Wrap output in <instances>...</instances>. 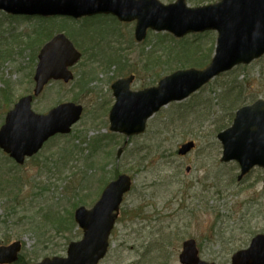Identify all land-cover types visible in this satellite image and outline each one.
Here are the masks:
<instances>
[{
	"label": "rangeland",
	"instance_id": "obj_1",
	"mask_svg": "<svg viewBox=\"0 0 264 264\" xmlns=\"http://www.w3.org/2000/svg\"><path fill=\"white\" fill-rule=\"evenodd\" d=\"M217 1L187 0L190 6ZM3 13L0 11V125L20 97L33 93L37 42L43 38L41 30L34 36L39 18ZM70 21L65 22L68 35L84 53L74 68L75 79L64 85L50 83L34 100L33 109L46 113L60 102L77 98L84 114L70 137L51 140L22 167L0 152L1 172L8 168L19 180L7 184V190L23 188L16 200L3 197L0 190V242L6 236L7 243L23 242V261L15 264L65 255L70 242L83 236L68 215L78 195L88 200L84 205L90 208L107 179L126 173L134 183L121 205L111 249L100 264H181L182 243L190 238L197 240L204 260L229 264L236 251L249 247L254 236L264 233V170L256 168L239 180V164L221 161L217 134L231 125L237 107L264 99V57L215 78L190 98L168 105L149 120L144 134L127 140L110 131L109 111L115 102L112 83L134 73L133 89H143L178 68L191 67L188 61L164 57L163 50L183 49L181 43L190 44L201 65L208 64L217 32L184 39L150 32L138 43L134 22L122 24L110 17ZM44 24L49 28L51 23ZM154 56L161 59L156 65ZM181 56L190 59L192 52L185 49ZM4 89L10 91L7 99ZM222 124L225 126L218 129ZM190 140L196 142L195 149L179 155L181 145ZM120 148L123 152L118 156ZM44 186L48 188L41 193L38 187ZM50 210L55 213L53 220L47 217Z\"/></svg>",
	"mask_w": 264,
	"mask_h": 264
},
{
	"label": "water",
	"instance_id": "obj_2",
	"mask_svg": "<svg viewBox=\"0 0 264 264\" xmlns=\"http://www.w3.org/2000/svg\"><path fill=\"white\" fill-rule=\"evenodd\" d=\"M0 9L12 14L74 18L111 13L122 21H137L138 41L146 38L148 29L168 31L177 37L217 30L216 53L206 68L178 70L164 77L158 86L140 91L130 90L134 76L119 79L112 85L116 102L110 111V129L128 136L143 133L148 118L163 105L188 97L221 72L237 64L250 63L264 54V0H221L197 7L189 6L186 0L170 4L160 0H0ZM80 56L64 34L46 43L38 56L35 95L51 79L68 82L73 78L69 68ZM32 100V96L21 98L8 112L0 129V147L18 163L38 152L56 133H69L83 110L81 105L65 103L47 114H38L32 109ZM218 138L223 144L222 161L239 162V179L257 165L264 167V99L240 108L232 126L220 132ZM193 147L192 141L183 144L179 153L184 155ZM131 182L130 176L122 174L106 186L93 208L79 207L75 218L85 232L83 239L70 244L66 257H47L36 264H98L107 253L111 230ZM21 246V241L1 245L0 264L15 262ZM180 261L217 264L199 257L194 239L184 242ZM231 264H264V234L254 237L248 248L236 252Z\"/></svg>",
	"mask_w": 264,
	"mask_h": 264
},
{
	"label": "trees",
	"instance_id": "obj_3",
	"mask_svg": "<svg viewBox=\"0 0 264 264\" xmlns=\"http://www.w3.org/2000/svg\"><path fill=\"white\" fill-rule=\"evenodd\" d=\"M196 2H199V1H196ZM47 20H49V21H51L52 19H47ZM52 22H54V21H51V22H48V24H50V23H52ZM43 23H46V21H44ZM52 27H49L48 28V25H45V24H41V25H39L36 29H35V35H37L38 34V32H39V30H41L42 32H43V38H41L37 43V45L39 46V48H40V45H42L45 41H47V40H49L54 34H56V32H58V31H64V30H66V31H68V26H67V24H63V23H61V24H50ZM34 35V36H35ZM165 35H169V34H165ZM170 36V35H169ZM173 38V37H172ZM174 40V39H173ZM29 42L31 43V40H29ZM161 47H162V49H163V46L161 45ZM184 47H186V46H184ZM183 51H185V49H183ZM183 51H177V48L176 47H173L172 49H171V51H169V50H163V53H164V56H168V57H171V56H173V57H177V59L179 60V61H181V62H185V61H188L187 63H191L192 65H195V66H203V65H201L202 64V60L201 59H199L198 57H196V55L195 54H193L192 56H191V58L190 59H185V58H183L182 56H181V54H182V52ZM160 58V57H159ZM157 56H154L153 58H152V62H153V64L154 65H156V64H158L159 63V61L161 60V59H159ZM151 60V58H148V62ZM148 67L149 66H147V69H148ZM4 91V93H5V98L7 99V95L10 93V91L7 89H4L3 90ZM9 91V92H8ZM240 97V96H239ZM12 100V99H11ZM74 100H77V98H74ZM225 125L224 124H222L221 126H219V128L218 129H222L223 127H224ZM227 126V125H226ZM225 126V127H226ZM224 127V128H225ZM96 161V160H95ZM95 161H93L92 162V166H94V164H95ZM98 161V163H99V160H97ZM100 164V163H99ZM100 168H102V169H104V167L103 166H100ZM14 176H11V173L10 174H1V176H0V190H1V192H2V196L3 197H12V200H16L20 195H22V192H23V188H21V186H19L18 188H16L15 189V192H10V191H8L7 190V184H10V183H12V181H16V182H19V180L17 179V177H16V175H15V173H12ZM107 183V182H106ZM105 182H104V184H106ZM103 184V185H104ZM102 185V186H103ZM5 188V189H4ZM39 189H40V192L41 193H44L45 191V186L44 187H38ZM102 188V187H101ZM14 190V189H13ZM78 195V194H77ZM79 199V200H78ZM78 201L77 202H75L74 203V207H77L78 205H80V204H87V201L88 200H86L85 198H79V195H78ZM13 209H17V207L18 206H16V205H12L11 206ZM50 212V214H48L47 215V217L48 218H50L51 220H53V219H55V213L52 211V210H50L49 211ZM48 212V213H49ZM24 213V215L27 217V218H30L31 219V217L29 216V212L28 211H24L23 212ZM68 215H72V213L70 212V211H68ZM29 216V217H28ZM60 219H62V220H64V217L63 216H61L60 217ZM71 221V225H74L75 223H74V219L72 218V220H70ZM74 227V226H73ZM58 230H60V229H58ZM7 237H9V236H6V239H4L3 240V242H6V241H8L7 240ZM22 258H23V256H21V258H20V260L21 261H23L22 260ZM19 260V261H20ZM22 263V262H21ZM26 262H23L22 264H25ZM27 264V263H26Z\"/></svg>",
	"mask_w": 264,
	"mask_h": 264
}]
</instances>
